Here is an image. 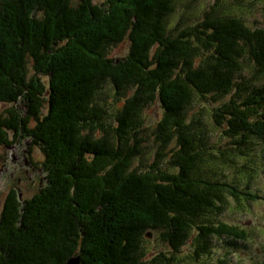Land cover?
<instances>
[{"label":"trees","instance_id":"obj_1","mask_svg":"<svg viewBox=\"0 0 264 264\" xmlns=\"http://www.w3.org/2000/svg\"><path fill=\"white\" fill-rule=\"evenodd\" d=\"M178 1L0 0V104H10L0 142L27 137L44 180L30 198L5 196L0 264H145L149 231L170 257L148 264L175 263L190 237L195 258L212 239L232 249L247 240L245 228L215 218L229 201L242 212L261 200L250 186L264 164V84L241 75L250 64L264 76V28L220 1ZM121 44L127 54L110 57ZM105 84L122 102L114 110L99 102ZM152 102L161 117L147 134L142 110ZM203 116L229 151L208 145ZM150 135L154 161L143 169ZM227 169L244 178L225 182Z\"/></svg>","mask_w":264,"mask_h":264},{"label":"rangeland","instance_id":"obj_2","mask_svg":"<svg viewBox=\"0 0 264 264\" xmlns=\"http://www.w3.org/2000/svg\"><path fill=\"white\" fill-rule=\"evenodd\" d=\"M103 0H93L94 3H102ZM200 8H208V6L217 2L224 3L226 8H229L233 15H240L245 23L251 27L264 28V0H199ZM186 0H179L177 5L185 4ZM179 14L170 18V23L176 20ZM128 45L121 44L112 48L109 56L113 58L124 57L127 54ZM30 72L33 73L30 68ZM243 79L250 81L254 79L257 84H264V76L255 72L252 65H245L242 71ZM45 79V78H44ZM100 103L107 109L114 110L122 104L121 101H115L113 98V91L109 84H105L103 87V93L100 96ZM200 102L193 104V108L189 109L190 113H198L200 111ZM18 109V113H25V106L22 102H18L14 105ZM10 104H0V114L3 115L4 110L9 108ZM45 111V109H43ZM205 114V111L204 113ZM142 117L144 120L143 126L146 128V133L151 134L156 122L161 117V109L157 102H152L150 105L142 110ZM202 123L208 132L210 138L208 139V145H213L217 149H229L231 146L221 139L220 132L214 129L209 122V119L205 116L202 117ZM24 134V133H23ZM5 140L0 142V204L2 202L3 194H6L8 190L13 189L18 193V198L26 199L37 193L40 186L43 185V172L41 170V161L43 156L38 147H30L29 139L24 135H18L16 138L12 132H8L4 135ZM152 135L147 137L143 143L141 151L142 159L139 162V166L143 169H147L148 166L154 161L155 146L149 139H152ZM175 142L166 148L164 157L162 158L161 169H167L169 163L168 158H171L170 151ZM260 148V147H258ZM177 147H174V150ZM229 151V150H228ZM260 160H264V151L258 152ZM262 161V160H261ZM40 164V165H39ZM34 165V167L32 166ZM133 166H137L136 160L132 163ZM21 170V172H19ZM26 172V173H25ZM21 173V174H20ZM226 180L225 182L233 183L237 180L244 178L240 172L234 170H225ZM236 174V175H235ZM256 178H252V186L250 189L256 191L261 196V200H255L250 206H243L244 210L240 212V208H236L232 201L230 205L224 209L221 215L215 218L216 222L226 223L229 225H236L240 228H245L249 233V237L244 243L236 244L235 248H229L222 245L219 240L212 239L213 248L211 254H204L201 258H195L193 255L194 246L191 237L186 244L180 249V252L176 255L174 260L170 264H264V164L260 165L256 170ZM238 177L237 180L232 177ZM22 178L21 183L18 184L17 179ZM7 178V179H6ZM7 180V182L5 181ZM248 190V187L247 189ZM1 210V208H0ZM150 237L144 238L142 243L143 247V259L145 264H148L151 258L160 254L164 257H170L168 254L169 247L161 241L157 232L149 231ZM148 233V231H147ZM210 251V249H209ZM76 256V255H75ZM76 258V257H75ZM70 258H68L63 264H65Z\"/></svg>","mask_w":264,"mask_h":264},{"label":"flooded vegetation","instance_id":"obj_3","mask_svg":"<svg viewBox=\"0 0 264 264\" xmlns=\"http://www.w3.org/2000/svg\"><path fill=\"white\" fill-rule=\"evenodd\" d=\"M32 166L34 167V165H32ZM0 171H1V170H0ZM19 172H21V170H20ZM25 173H26V172H25ZM20 174H21V173H20ZM0 175H1V173H0ZM6 179H7V178H6ZM21 179H22V178H20V177L17 179L18 184L21 183V181H22ZM4 181H5V180H4ZM5 182H7V180H6ZM3 184H4V183H0L1 187H2ZM11 190H12V189H10V191H11ZM15 190H16V189H15ZM10 191L8 190L7 193H9ZM16 191H17V190H16ZM7 193H6V194H3V196H2L3 199H2V202H1V204H0V208H1L0 212H2V210H3L4 198H5L6 195H8ZM0 215H1V214H0Z\"/></svg>","mask_w":264,"mask_h":264},{"label":"water","instance_id":"obj_4","mask_svg":"<svg viewBox=\"0 0 264 264\" xmlns=\"http://www.w3.org/2000/svg\"><path fill=\"white\" fill-rule=\"evenodd\" d=\"M65 264H79L78 258H71Z\"/></svg>","mask_w":264,"mask_h":264},{"label":"bare ground","instance_id":"obj_5","mask_svg":"<svg viewBox=\"0 0 264 264\" xmlns=\"http://www.w3.org/2000/svg\"><path fill=\"white\" fill-rule=\"evenodd\" d=\"M149 237V236H148Z\"/></svg>","mask_w":264,"mask_h":264}]
</instances>
